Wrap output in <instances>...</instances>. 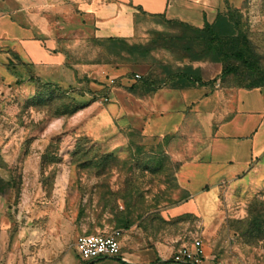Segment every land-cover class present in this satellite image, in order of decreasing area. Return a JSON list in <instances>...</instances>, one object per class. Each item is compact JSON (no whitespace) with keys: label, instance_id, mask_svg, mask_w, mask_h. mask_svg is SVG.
Masks as SVG:
<instances>
[{"label":"rangeland","instance_id":"rangeland-1","mask_svg":"<svg viewBox=\"0 0 264 264\" xmlns=\"http://www.w3.org/2000/svg\"><path fill=\"white\" fill-rule=\"evenodd\" d=\"M238 15L256 54L250 66L192 60L182 47L192 42L205 54L199 33L143 10L135 33L117 38L98 37L79 7L57 17L45 45L65 55L66 70L48 75L60 86L44 83L0 41V264H83L77 238L114 230H122L124 253L161 242L172 258L200 239L203 264H264V158L224 186L206 221L166 219L162 212L190 195L177 178L191 155L187 139L146 138L132 114L135 100L178 84L191 68L202 81L264 86V0L244 1ZM189 136L203 140L193 126Z\"/></svg>","mask_w":264,"mask_h":264},{"label":"crops","instance_id":"crops-1","mask_svg":"<svg viewBox=\"0 0 264 264\" xmlns=\"http://www.w3.org/2000/svg\"><path fill=\"white\" fill-rule=\"evenodd\" d=\"M228 1L239 9L246 0ZM77 7L94 20L96 35L105 38L133 35L140 10L197 27L213 23L219 13L227 11L221 0H0V41L44 83L59 84L55 77L68 66L62 52L53 54L46 48V32L58 30L57 17L76 13ZM50 74H55L53 80ZM134 104L132 114L140 121L144 137H184L191 152L177 170L179 184L190 195L165 209L166 219L194 214L206 221L207 211L215 210L224 186L250 173L264 158V86L249 88L221 80L185 87L166 84ZM192 126L202 141L189 136ZM7 237L3 230L4 243ZM163 246L153 242L132 253L122 250L125 259H116L122 264H167L172 251ZM100 259L80 260L92 264Z\"/></svg>","mask_w":264,"mask_h":264},{"label":"trees","instance_id":"trees-1","mask_svg":"<svg viewBox=\"0 0 264 264\" xmlns=\"http://www.w3.org/2000/svg\"><path fill=\"white\" fill-rule=\"evenodd\" d=\"M238 14V8L228 7L227 11L217 15L216 20L213 23L206 22L204 27H197L179 19L169 18L167 20L171 24L181 26L184 33L187 31H193L199 33V35L203 38L207 47V50L203 55L199 54L195 50L192 42H186L183 44L182 48L192 60H199L205 56H208L218 63L224 59L235 58L250 66L251 64L256 63V54L247 34L242 29L241 18ZM154 15L166 17L164 14ZM202 78L203 76L199 71L192 70L191 68L188 72L180 74V82H178V84L171 85L185 87L194 83L207 84L215 81V79L210 81H202ZM259 86L260 85L248 87L251 88ZM158 88L159 87L150 89L147 92H152ZM130 226L131 222L128 221L124 223V227L126 229L130 228ZM172 262V259L165 261L167 264Z\"/></svg>","mask_w":264,"mask_h":264},{"label":"built area","instance_id":"built-area-1","mask_svg":"<svg viewBox=\"0 0 264 264\" xmlns=\"http://www.w3.org/2000/svg\"><path fill=\"white\" fill-rule=\"evenodd\" d=\"M122 230H114L108 234H81L75 248L80 259L84 262L105 257L125 259L121 245ZM205 249L203 241L196 239L192 247H184L172 256L175 263L203 264Z\"/></svg>","mask_w":264,"mask_h":264}]
</instances>
